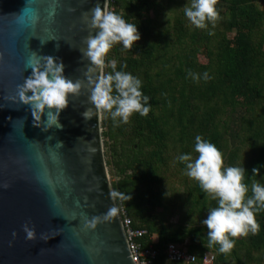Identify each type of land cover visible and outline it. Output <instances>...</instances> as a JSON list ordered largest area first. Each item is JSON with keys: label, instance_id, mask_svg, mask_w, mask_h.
<instances>
[{"label": "trees", "instance_id": "obj_1", "mask_svg": "<svg viewBox=\"0 0 264 264\" xmlns=\"http://www.w3.org/2000/svg\"><path fill=\"white\" fill-rule=\"evenodd\" d=\"M190 3L115 0L116 12L137 24L141 38L131 49L114 44L106 60L142 80L151 108L146 116L134 112L126 123L103 111L105 138L117 145L130 136L128 147L115 149L108 161L118 172L113 187L131 195L117 198L119 207L135 229L147 232L140 242L158 250L156 264H185L169 261L171 244L194 254L193 264H202L207 253L215 264H264V208L256 213L259 231L233 237L231 251L220 252L202 223L218 198L205 193L177 159L183 153L195 159V137L201 135L221 150L225 166L245 168L248 195L254 180L264 183V0H217L219 17L204 28L185 15Z\"/></svg>", "mask_w": 264, "mask_h": 264}, {"label": "water", "instance_id": "obj_2", "mask_svg": "<svg viewBox=\"0 0 264 264\" xmlns=\"http://www.w3.org/2000/svg\"><path fill=\"white\" fill-rule=\"evenodd\" d=\"M104 2L0 0V264H135L110 197L103 110L90 100L88 76L102 70L83 54L96 32L90 10ZM49 55L83 82L60 112L63 127L47 128L48 109L35 123L18 96L29 61ZM26 222L36 238H26Z\"/></svg>", "mask_w": 264, "mask_h": 264}, {"label": "clouds", "instance_id": "obj_3", "mask_svg": "<svg viewBox=\"0 0 264 264\" xmlns=\"http://www.w3.org/2000/svg\"><path fill=\"white\" fill-rule=\"evenodd\" d=\"M216 3L217 0H191L190 6L184 8V13L195 26L204 28L207 27V21L214 22L219 17ZM107 5L108 0H105L103 7L97 4L90 10L91 27L96 32L87 38L88 47L83 54L102 70L98 75L88 76L90 100L98 111L108 112L117 123H126L134 112L144 116L149 113L151 97L143 93L142 80L138 76L118 70L117 61L106 60V56L118 42H122L124 48L131 49L141 38V33L137 24L109 10ZM28 66L32 68L31 74L17 86L19 101L31 106L35 123L41 122L42 115L48 109L47 128L63 127L59 121L60 112L67 107L70 94H79L83 82L69 79L65 75L63 61L51 55L30 60ZM106 66L111 71H103ZM126 67L125 63L123 68ZM189 74L196 80L200 79L199 73ZM203 76L204 79L210 78L207 71ZM83 115L90 118L92 110L87 109ZM195 141L198 156L193 159L191 153H183L177 159L186 162V174L199 181L205 193L213 194L214 199L218 198L217 206L208 210L202 223L208 228L209 244L218 243L219 251L227 253L235 246L233 237L259 231L261 225L256 219V213L264 208V183L254 180L251 185L252 194L248 195L249 186L244 182L245 168L225 166L221 150L201 135H197ZM252 171L258 173L259 168H253ZM110 197L113 200L131 199L130 194L117 189L110 190ZM115 212L116 207L113 206L107 215L111 216ZM92 223L94 226V221ZM23 229L27 239L36 238L34 226L26 222ZM13 235L16 233L13 232Z\"/></svg>", "mask_w": 264, "mask_h": 264}, {"label": "built area", "instance_id": "obj_4", "mask_svg": "<svg viewBox=\"0 0 264 264\" xmlns=\"http://www.w3.org/2000/svg\"><path fill=\"white\" fill-rule=\"evenodd\" d=\"M109 10L115 11V0H109ZM124 226L128 237L131 255L135 264H156L159 253L153 245L145 247L140 242L147 234L144 230L135 229L130 217L127 216L124 209L120 208ZM169 261L175 263L193 264L198 261L194 254H191L187 248H181L171 244L167 250ZM202 264H215V256L211 253L205 254Z\"/></svg>", "mask_w": 264, "mask_h": 264}, {"label": "rangeland", "instance_id": "obj_5", "mask_svg": "<svg viewBox=\"0 0 264 264\" xmlns=\"http://www.w3.org/2000/svg\"><path fill=\"white\" fill-rule=\"evenodd\" d=\"M262 7L264 8V4L262 5ZM202 61H205V58L202 57ZM104 71L106 72V67H104ZM105 119H106V117L103 113V115H102L103 124H104ZM107 131H108V128L106 126L105 127L103 126V134H104V132H107ZM129 137L130 136H126V137H122V139H118L119 143L117 145H115L114 140H109L108 138L104 137V145H105V154H106L107 164H108V161L109 162L112 161L113 153L116 152L115 149L117 150V152H120L122 150L123 145L128 147L127 144H128ZM108 170H109L110 178H111V181L113 184L114 181L118 180V172L115 169L114 165L108 166ZM172 221L176 222L177 217L172 219Z\"/></svg>", "mask_w": 264, "mask_h": 264}]
</instances>
